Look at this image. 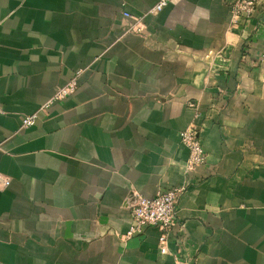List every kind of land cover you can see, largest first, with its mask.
<instances>
[{"label":"crops","instance_id":"0c3cea01","mask_svg":"<svg viewBox=\"0 0 264 264\" xmlns=\"http://www.w3.org/2000/svg\"><path fill=\"white\" fill-rule=\"evenodd\" d=\"M231 1L0 0V264H264V0ZM170 189L166 251L127 238Z\"/></svg>","mask_w":264,"mask_h":264},{"label":"built area","instance_id":"2783aa9c","mask_svg":"<svg viewBox=\"0 0 264 264\" xmlns=\"http://www.w3.org/2000/svg\"><path fill=\"white\" fill-rule=\"evenodd\" d=\"M174 0H157L149 12L161 11ZM260 5V0H232L229 6L233 18H251ZM129 17V14L124 13ZM77 89V76H74L67 84L58 89L52 98L44 104L41 109L49 104L62 101L72 95ZM192 107V105H190ZM36 113L26 116L22 120L23 127L34 125ZM195 126L190 125L180 132V142L187 149L188 155L184 166L185 172H192L205 162V154L202 149L201 140L197 135ZM181 193L180 189H170L160 192L152 198H146L138 193H133L129 206L130 226L126 236L141 235L146 228H155L159 232V248L161 252L166 251V239L176 222V206Z\"/></svg>","mask_w":264,"mask_h":264}]
</instances>
